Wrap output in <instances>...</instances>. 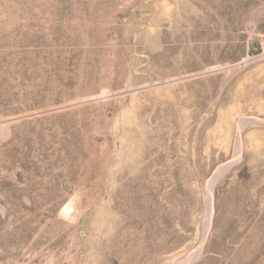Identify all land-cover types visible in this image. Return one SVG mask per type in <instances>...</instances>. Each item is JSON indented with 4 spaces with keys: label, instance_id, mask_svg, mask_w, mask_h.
Masks as SVG:
<instances>
[{
    "label": "rangeland",
    "instance_id": "obj_1",
    "mask_svg": "<svg viewBox=\"0 0 264 264\" xmlns=\"http://www.w3.org/2000/svg\"><path fill=\"white\" fill-rule=\"evenodd\" d=\"M246 79L263 112L264 0H0V264H264Z\"/></svg>",
    "mask_w": 264,
    "mask_h": 264
},
{
    "label": "crops",
    "instance_id": "obj_2",
    "mask_svg": "<svg viewBox=\"0 0 264 264\" xmlns=\"http://www.w3.org/2000/svg\"><path fill=\"white\" fill-rule=\"evenodd\" d=\"M186 21L189 27H187V29H185L184 31V34L181 35L182 47L184 48L185 46L187 48L186 53L188 55L189 62L191 61L190 55L195 56L196 59L198 60L197 62H194L193 67H190V64L187 63L186 65L187 73H188L187 76L192 77V79L199 81L202 77L200 74H202L206 68L204 63V55L206 52V35H205L206 29L204 25L206 22V17L205 15L198 13V16L194 15L193 17H189ZM215 46L217 48L218 46L220 47L219 53L222 54L221 39L220 42H217V45L215 44ZM203 83H205V81H203ZM197 87H200L198 82H197ZM235 87L236 89L235 92L233 91V95L235 94V103L236 105H238V111L244 112L245 110L246 112H251L252 115L264 117V111L259 112L257 111V107H255L254 102H256V100L253 99L254 94L252 92V89H250V84H248V79L244 80V82L237 81ZM260 122L261 121H258L256 119L245 120V123L247 124L243 128V131L245 130L246 127L251 126L254 123H260Z\"/></svg>",
    "mask_w": 264,
    "mask_h": 264
},
{
    "label": "bare ground",
    "instance_id": "obj_3",
    "mask_svg": "<svg viewBox=\"0 0 264 264\" xmlns=\"http://www.w3.org/2000/svg\"><path fill=\"white\" fill-rule=\"evenodd\" d=\"M246 124L247 123H245V121H243L239 125L238 132H237L236 147L234 149V154H235L234 158H236V156H239L240 153H241V150H242L241 133L243 131V128L246 126ZM224 169L226 170L228 168H224ZM222 174H223L222 169L221 170L219 169V170L216 171V173L214 174V176L212 177V180H211V187L222 177Z\"/></svg>",
    "mask_w": 264,
    "mask_h": 264
},
{
    "label": "water",
    "instance_id": "obj_4",
    "mask_svg": "<svg viewBox=\"0 0 264 264\" xmlns=\"http://www.w3.org/2000/svg\"><path fill=\"white\" fill-rule=\"evenodd\" d=\"M260 53V51L258 50V51H254V52H251L250 53V56H255V55H258Z\"/></svg>",
    "mask_w": 264,
    "mask_h": 264
}]
</instances>
